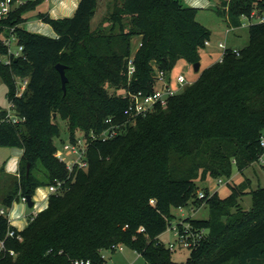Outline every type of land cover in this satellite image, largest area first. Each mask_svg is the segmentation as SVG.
Listing matches in <instances>:
<instances>
[{
    "label": "trees",
    "instance_id": "obj_1",
    "mask_svg": "<svg viewBox=\"0 0 264 264\" xmlns=\"http://www.w3.org/2000/svg\"><path fill=\"white\" fill-rule=\"evenodd\" d=\"M16 1L3 23L17 25L22 54L9 64L1 61L6 47L0 28V77L21 119L0 122V146L20 147L22 154L15 173L0 166V264H101V253L118 244L146 264H264V185L252 187L247 176L236 184L229 180L264 151V21L248 25V43L238 54L228 48L166 106L129 121L123 92L149 90L155 70L170 72L179 59L192 65L200 60L211 32L196 19L197 8L183 0H114L92 28L98 0H78L70 16L36 14L53 28L50 36L22 26L38 0ZM253 10L264 11V0H216L228 28L241 26ZM134 36L140 45L128 77ZM58 62L65 65V91ZM16 77L26 80L19 94ZM4 113L0 107V117ZM56 117L67 122L71 140L77 128L100 132L107 117L124 125L113 138L88 137L86 169L69 172L54 155ZM209 177L228 179L229 193L205 187L199 197L198 182ZM55 179L62 184L48 195L47 206L22 229L11 225L13 202ZM247 194L250 206L244 208L240 199ZM189 202L206 206L207 217H184L178 229L184 232L187 224L205 233L185 261H175L159 235L172 207Z\"/></svg>",
    "mask_w": 264,
    "mask_h": 264
},
{
    "label": "built area",
    "instance_id": "obj_2",
    "mask_svg": "<svg viewBox=\"0 0 264 264\" xmlns=\"http://www.w3.org/2000/svg\"><path fill=\"white\" fill-rule=\"evenodd\" d=\"M20 3V0L16 1ZM13 7L12 0H0V28L2 29V43L6 47V53L1 57V61L5 64H9L12 58H17L22 54V45L18 43V38L16 35L17 25H7L3 21L7 18ZM264 21V11L253 10L249 16H243L241 26H248L253 22ZM233 29V28H229ZM205 46L209 45V40L204 41ZM140 45V42L138 43ZM218 47L221 49V54L216 61H221L223 59L225 51L230 48L232 52L238 54L239 48L226 46L224 42L218 41ZM136 50V49H135ZM135 50L131 53L129 60L127 62V72L128 77L132 75L135 70L133 64V55ZM193 80L188 79L184 74L178 73L172 76L170 72H166L162 69H156L152 83L149 90H127L122 93L123 97L127 98V106L125 107L123 114L129 121H134L138 116H144L147 113L152 112L155 107H164L167 105L169 99L180 92L186 85L191 84ZM26 84L24 79L22 84L19 85L17 94H19ZM5 113L0 117V122H15L21 117L17 114L12 102H8L7 107H4ZM106 126L98 133L93 130H89L87 133H77L73 140L69 139L62 142L61 148H56L54 155L66 165V168L71 172L75 167L78 169H86L88 165L87 160V148H88V137L91 139H101L106 140L115 137L123 129L122 126L124 122L114 121L112 117H107L104 120ZM261 146L264 148V137L260 140ZM259 165L264 166V151L259 156L256 161ZM227 179L222 177L217 178L216 184L224 185ZM61 180L55 179L54 182L46 185L48 195L55 192L60 185ZM198 196L202 197L204 195L203 191H197ZM22 202L26 203V196H22L20 199ZM151 202L153 200L151 199ZM0 213H4V209H0ZM9 218V216H8ZM28 220V219H27ZM179 222H182L179 221ZM171 226V223L169 224ZM185 231L181 232L177 227V222L175 225L171 226L173 232V240L164 244L168 249L173 250L176 247H186L192 248L197 246L203 234L204 229L192 231L189 229L187 224H184ZM17 229V228H16ZM140 231L143 230L141 227ZM7 234L13 236L15 234L14 229L8 230ZM19 237V236H18ZM160 239V238H159ZM3 243L1 241V248ZM122 244H118L112 247L115 250H121ZM105 251V250H104ZM109 251V250H106ZM10 254H14L13 250H9ZM103 262L101 264H108L105 255L101 253ZM74 264H90V259H75ZM115 264V263H112Z\"/></svg>",
    "mask_w": 264,
    "mask_h": 264
},
{
    "label": "rangeland",
    "instance_id": "obj_3",
    "mask_svg": "<svg viewBox=\"0 0 264 264\" xmlns=\"http://www.w3.org/2000/svg\"><path fill=\"white\" fill-rule=\"evenodd\" d=\"M27 0H20V2H24ZM36 1V0H29ZM114 0H98V5L96 12L91 20V27H96L102 20V18L110 11L112 3ZM207 2L206 6L197 7L196 19L204 24L211 32V36L209 38V45H206L203 49L200 50V65L198 71H195L193 65L186 62L183 59H179L174 67L170 70L172 76H175L178 73L184 74L188 79L195 80L200 71L209 66L211 63L216 61L221 54V49L218 47V41L224 42L226 46L242 48L248 43V26H239L235 29H229L226 26L224 15L220 12L216 11V0H203ZM56 0H38L35 8H30L24 13V17L26 18V24L31 22H36V14L38 12L47 13L51 18L54 17V12L52 14L48 13V9L55 4ZM184 4L193 6L194 0H183ZM192 3V4H191ZM59 7H53V11L57 10ZM72 13H69L65 16H70ZM64 17V16H63ZM51 27L50 24H48ZM46 35V34H45ZM139 42V37L134 36L131 39V53L137 48ZM24 79L20 77H16V85L19 86L22 84ZM113 88H109L111 92ZM6 86L3 80L0 77V107H7L8 100L6 98ZM59 129L60 134L58 137L54 138V143L57 148H61L62 142L68 140V126L67 122L60 117H56L54 120ZM82 129L77 128V133H83ZM7 147L10 146H0V155H4L7 157ZM250 178V183L252 187L257 185H264V166L259 165L257 162H253L245 171L240 173V171L234 169L231 177L229 178L231 184H236L241 182L245 177ZM218 177H209L206 181L198 182L199 191H204L205 187H208L210 192L218 191L221 196H225L229 193L230 188L229 184L226 182L224 185L216 184ZM228 181V179H227ZM44 186H38L34 191V198L37 192H40ZM32 196V197H33ZM48 198V197H47ZM36 202V201H35ZM240 203L244 208H248L250 206V196L244 195L240 199ZM33 207L25 206V213H31ZM171 218L170 223L171 226L175 225L176 222L181 221L184 217L191 216L193 218H205L207 217V207L202 205L200 207L194 206L191 202L184 206L172 207L171 209ZM171 226H168L167 229L160 235L159 241L163 244H167L169 241L173 240V232L171 230ZM171 257L175 261H185L189 254V249L186 247H176L171 250ZM103 255H105L108 264H146L145 260L142 256H140L135 250L123 245L122 250L116 251H103Z\"/></svg>",
    "mask_w": 264,
    "mask_h": 264
},
{
    "label": "crops",
    "instance_id": "obj_4",
    "mask_svg": "<svg viewBox=\"0 0 264 264\" xmlns=\"http://www.w3.org/2000/svg\"><path fill=\"white\" fill-rule=\"evenodd\" d=\"M194 1L195 2L193 6L203 7L207 5L206 4L207 2L203 0H194ZM77 2L78 0H56L55 4L48 9V13L52 14V12H54V17L61 18L65 15H68L69 13H72L77 5ZM56 6H58L59 8L53 11V7ZM36 19H37L36 22L34 21L29 24H26L25 22L27 20H25L22 26L24 27V29L28 31L38 32L50 36L55 35L54 31L51 30L50 26L47 23L41 21L38 18ZM3 154L4 155H0V166H3L4 169L10 173H15L18 169V163L20 156L22 154V148L17 146H10L7 147V153H6L7 157L5 159H4L5 151L3 152ZM47 197H48V191L46 186H44L40 192H37L35 198L34 196L32 197L33 209L31 213H25V206L27 205L26 203L22 202L21 200L14 201L12 206L8 209V216L11 225H13L18 230L22 229L27 224V219L29 216L34 215L35 213H37L38 211L42 210L47 206V201H48ZM0 249H1V241H0Z\"/></svg>",
    "mask_w": 264,
    "mask_h": 264
},
{
    "label": "water",
    "instance_id": "obj_5",
    "mask_svg": "<svg viewBox=\"0 0 264 264\" xmlns=\"http://www.w3.org/2000/svg\"><path fill=\"white\" fill-rule=\"evenodd\" d=\"M199 65H200L199 61H196V62L193 63V68H194L195 71H198ZM55 66H56V69L58 70L60 78H61L62 88L65 91V85H66V82H67V76L65 74V65L58 62V63H56ZM28 171H29V167L27 166V172ZM26 204H27L28 207H32V205H33V199H32V197L30 195H26Z\"/></svg>",
    "mask_w": 264,
    "mask_h": 264
}]
</instances>
